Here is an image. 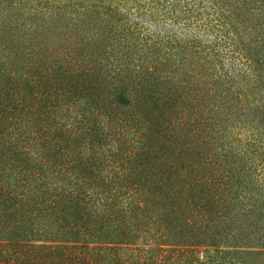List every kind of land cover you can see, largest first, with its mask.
<instances>
[{
	"label": "trees",
	"instance_id": "1",
	"mask_svg": "<svg viewBox=\"0 0 264 264\" xmlns=\"http://www.w3.org/2000/svg\"><path fill=\"white\" fill-rule=\"evenodd\" d=\"M263 190L264 0H0V264H245Z\"/></svg>",
	"mask_w": 264,
	"mask_h": 264
},
{
	"label": "rangeland",
	"instance_id": "2",
	"mask_svg": "<svg viewBox=\"0 0 264 264\" xmlns=\"http://www.w3.org/2000/svg\"><path fill=\"white\" fill-rule=\"evenodd\" d=\"M168 31V29H167ZM200 62H203V60H201ZM259 169H261L260 167H257V172L259 171ZM259 192V191H258ZM245 195L248 194V192H244ZM256 194V192H253ZM261 193V192H260ZM257 196V195H256ZM261 196H263L264 198V190L261 194ZM247 198H250L251 196H246ZM244 200H247L245 197H243ZM249 251H253V252H257V251H264V248L260 249V248H246ZM245 264H264V256H255V255H251V256H246L245 257Z\"/></svg>",
	"mask_w": 264,
	"mask_h": 264
}]
</instances>
